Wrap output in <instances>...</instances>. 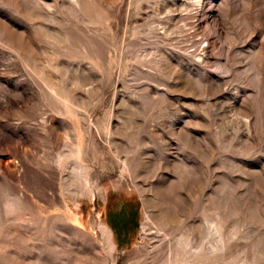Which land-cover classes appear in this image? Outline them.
<instances>
[{
	"label": "rangeland",
	"instance_id": "374dc122",
	"mask_svg": "<svg viewBox=\"0 0 264 264\" xmlns=\"http://www.w3.org/2000/svg\"><path fill=\"white\" fill-rule=\"evenodd\" d=\"M171 252L264 264V0H0V264Z\"/></svg>",
	"mask_w": 264,
	"mask_h": 264
},
{
	"label": "bare ground",
	"instance_id": "6f19581e",
	"mask_svg": "<svg viewBox=\"0 0 264 264\" xmlns=\"http://www.w3.org/2000/svg\"><path fill=\"white\" fill-rule=\"evenodd\" d=\"M164 218V217H163ZM170 224H171V222H170ZM108 230V229H107ZM106 232V231H105ZM107 236H109V241H110V244H111V246L113 247L114 246V244H113V241H112V238H111V235H110V232L108 231V234H107ZM191 241V240H190ZM186 246H187V248H188V246H189V241L187 242V244H186ZM191 246V245H190ZM189 246V247H190ZM198 252V251H197ZM150 253V252H149ZM165 259V258H164ZM178 259V258H177ZM187 262V261H186ZM191 262V261H190ZM178 262H176L175 263V259H174V255H173V253L171 252L170 254H169V256H168V264H177ZM165 264H166V262H165ZM194 264V263H193Z\"/></svg>",
	"mask_w": 264,
	"mask_h": 264
}]
</instances>
